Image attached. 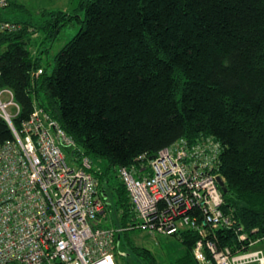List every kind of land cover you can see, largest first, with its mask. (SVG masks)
<instances>
[{"label":"trees","instance_id":"obj_1","mask_svg":"<svg viewBox=\"0 0 264 264\" xmlns=\"http://www.w3.org/2000/svg\"><path fill=\"white\" fill-rule=\"evenodd\" d=\"M7 2L0 20L19 28L0 36V90H10L19 107L13 126L18 130L38 105L72 139L64 149L70 163L86 157L105 164L91 173L116 222L95 227L117 231L116 264H162L127 236L134 212L118 169L142 155L146 163L182 138L220 144L222 209L247 240L221 228L218 245L237 252L260 241L255 248L264 249V0H85L82 18L45 12L50 19L40 26L19 20L14 13L24 6ZM73 18L81 27L49 71L41 58L48 48L33 55L31 37L40 28L52 42ZM12 140L0 118V145ZM172 237L183 253L170 264H197L198 236Z\"/></svg>","mask_w":264,"mask_h":264},{"label":"built area","instance_id":"obj_2","mask_svg":"<svg viewBox=\"0 0 264 264\" xmlns=\"http://www.w3.org/2000/svg\"><path fill=\"white\" fill-rule=\"evenodd\" d=\"M7 3L0 0V9ZM18 28L0 20V36ZM41 73L38 69L33 76ZM18 112L12 92L1 89L0 118L13 140L0 145V264H116L117 231L95 227L105 205L90 159L67 162L64 149L74 143L42 107L34 105L16 130L12 118ZM220 150L211 138H182L146 163L142 155L137 165L119 168L133 227L161 236L193 232L198 236L192 248L197 264H264V249L255 248L260 241L237 252L216 241L221 228L247 240L222 209L216 181Z\"/></svg>","mask_w":264,"mask_h":264},{"label":"rangeland","instance_id":"obj_3","mask_svg":"<svg viewBox=\"0 0 264 264\" xmlns=\"http://www.w3.org/2000/svg\"><path fill=\"white\" fill-rule=\"evenodd\" d=\"M21 4L24 6L23 12L14 13L15 17L19 20H28L34 26L41 25L50 19L49 15L43 16V13L62 11L69 14L77 16V18L83 17V10L79 8L81 2L85 0H10ZM12 16V15H11ZM77 18L68 23L66 26L62 27L59 34L56 38L49 42L45 40V33L40 28H37V31L34 37H31V46L30 50L33 55L40 54L41 51H44L45 48H48V52H42L41 58L43 65L46 62L50 63L48 70L51 71L54 57L56 53L69 41L71 40L79 31L81 24L78 22ZM14 111L13 108L9 109ZM65 157L68 163H70V156L65 152ZM91 165L93 170L96 169V165L104 167L103 162L96 160H91ZM112 211V210H111ZM113 221L116 222L115 213L112 211ZM134 222L132 219H129L126 224L131 225ZM102 227L111 226L110 223H102ZM128 238L139 247L147 248L151 251L154 257L161 262L162 264H170L175 259L183 253V246L181 242L172 236H161V235H152L145 231L141 230H132L127 233ZM262 246V245H260Z\"/></svg>","mask_w":264,"mask_h":264},{"label":"crops","instance_id":"obj_4","mask_svg":"<svg viewBox=\"0 0 264 264\" xmlns=\"http://www.w3.org/2000/svg\"><path fill=\"white\" fill-rule=\"evenodd\" d=\"M107 192L111 198V196H113V192L111 191V189H107ZM112 222H113L112 211L110 209L105 208L104 211L98 216L97 223L98 224H102V223L112 224Z\"/></svg>","mask_w":264,"mask_h":264},{"label":"water","instance_id":"obj_5","mask_svg":"<svg viewBox=\"0 0 264 264\" xmlns=\"http://www.w3.org/2000/svg\"><path fill=\"white\" fill-rule=\"evenodd\" d=\"M153 157H150L149 159H152ZM216 181L218 183V186L219 188L221 189L222 193L223 194H226L227 193V187L225 185V182L224 180L219 176L216 178Z\"/></svg>","mask_w":264,"mask_h":264},{"label":"bare ground","instance_id":"obj_6","mask_svg":"<svg viewBox=\"0 0 264 264\" xmlns=\"http://www.w3.org/2000/svg\"><path fill=\"white\" fill-rule=\"evenodd\" d=\"M145 161H146V160H145ZM145 161H144V162H145ZM105 201H106V200H105ZM106 203H107V201H106Z\"/></svg>","mask_w":264,"mask_h":264}]
</instances>
